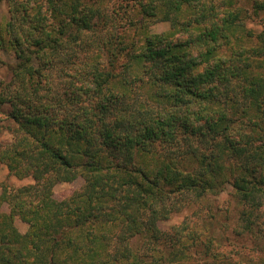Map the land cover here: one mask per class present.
I'll return each mask as SVG.
<instances>
[{"label":"trees","instance_id":"obj_1","mask_svg":"<svg viewBox=\"0 0 264 264\" xmlns=\"http://www.w3.org/2000/svg\"><path fill=\"white\" fill-rule=\"evenodd\" d=\"M4 1L0 50L16 61L0 78L14 124L0 162L33 182L1 191L0 264H163L161 247L204 242L161 220L226 182L243 231L264 238V29L245 27L239 0H137L171 26L135 49L104 35V0ZM78 177L68 198L52 197ZM218 255L212 264H263Z\"/></svg>","mask_w":264,"mask_h":264},{"label":"rangeland","instance_id":"obj_2","mask_svg":"<svg viewBox=\"0 0 264 264\" xmlns=\"http://www.w3.org/2000/svg\"><path fill=\"white\" fill-rule=\"evenodd\" d=\"M239 2L242 8L249 10V13L244 17L245 27L251 29L254 33L262 31L264 29L263 12L259 11L257 13L256 11L255 13L251 0H239ZM138 4L137 0H104L103 7L108 23L106 25L108 32L104 31V35L112 34L114 39L122 38L126 41L129 49H135L143 43L145 34H158L170 29L171 22L164 19V15H145ZM7 17L8 5L6 1L2 0L0 1V24L4 23ZM110 26H112V29H110ZM250 42L254 44L252 38ZM250 42L244 37L242 44L249 45ZM33 60L34 62L37 61L34 55ZM15 61L12 52L0 50V78L3 81L6 82L10 79V68L15 64ZM78 68H82L80 64H78ZM70 71L68 70V72ZM64 78L65 76L59 73L56 79L61 81ZM8 108L9 104L5 103L0 110V148L13 140L10 126L14 124L10 119L5 118ZM193 143L203 151L201 144L196 140ZM180 148L182 149V147ZM211 151V147L205 150L206 153ZM227 163H230V161H227ZM186 164L194 167L195 162ZM32 182L31 175L19 178L16 175L9 174L5 163L0 162V194L3 188L7 191L14 190ZM83 182L84 180L81 177L72 181L57 182L52 187V197L57 200L68 198L82 186ZM262 199L263 210L264 197ZM242 208V204L235 199L232 187L227 182L218 190V193L208 192L200 198L193 199L181 211L174 212L168 219L161 220L159 226L162 229L172 230L173 227L184 223L185 229L191 234L192 232L197 234L198 238L204 243L194 246L192 244L193 240L182 238L183 241L177 242L174 248L161 247L157 256L162 258L163 264H212L219 260L218 251L221 252L222 250L225 251L227 258L241 261L245 255L248 258L250 256L251 258L254 257L253 259H257V262L264 264V238L255 240L253 236L247 235V232L243 231V223L240 219ZM0 210L2 212L10 211L5 201ZM262 219L264 220V215L260 220ZM13 225L21 234L26 233L29 228L28 224L19 216L14 218ZM143 242L142 239H135L133 246L135 248L136 246H143ZM206 244H209V247ZM257 247L260 250L258 253ZM176 250L177 253L175 254Z\"/></svg>","mask_w":264,"mask_h":264}]
</instances>
